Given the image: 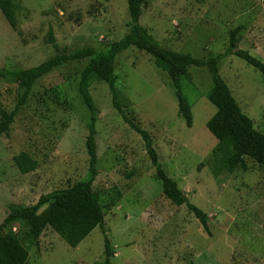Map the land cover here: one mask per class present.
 Instances as JSON below:
<instances>
[{
    "label": "rangeland",
    "instance_id": "rangeland-1",
    "mask_svg": "<svg viewBox=\"0 0 264 264\" xmlns=\"http://www.w3.org/2000/svg\"><path fill=\"white\" fill-rule=\"evenodd\" d=\"M16 29L0 12V69L11 73L38 66L58 48L101 50L128 31L127 0H12ZM139 24L164 48L195 58L215 57L242 26L237 48L264 64L262 0H146ZM85 62L67 63L38 80L8 132L0 136V224L11 205L38 199L86 179L85 139L89 112L77 87ZM220 78L240 110L264 134V80L241 59L218 63ZM115 88L124 114L150 135L164 173L207 216V231L184 206L162 195L160 181L140 136L113 108L106 84L90 80L95 108L97 175L92 191L115 206L104 230L114 248L111 264H264V165L246 159L247 171L228 174L212 156L216 140L206 129L215 108L206 94L205 69L191 67L181 90L192 126L179 115L174 91L153 58L131 47L115 60ZM23 88L0 77V110L12 111ZM26 153L36 168L21 174L13 157ZM44 209V208H42ZM28 250L26 264H102L103 236L95 228L70 248L46 228L36 248L28 227L4 230Z\"/></svg>",
    "mask_w": 264,
    "mask_h": 264
},
{
    "label": "trees",
    "instance_id": "trees-1",
    "mask_svg": "<svg viewBox=\"0 0 264 264\" xmlns=\"http://www.w3.org/2000/svg\"><path fill=\"white\" fill-rule=\"evenodd\" d=\"M145 2L146 0H127V33L120 40L108 44L101 50L89 47L73 51L58 48L54 44L52 35L49 34L48 42L52 44L55 52L50 59L36 67L21 71L8 73L0 69V77L12 76L23 88L12 111L6 113L0 110V136L8 132L20 109L26 105L35 83L67 63L85 62L80 72L77 91L82 104L89 112L88 134L85 139L88 156L86 179L69 188L55 190L41 196L33 206L11 205L0 224V264H26L28 261V250L19 244L15 236L4 233L5 229L17 222H22L28 227L29 241L36 248L46 228L53 230L70 248H76L95 228H99L103 236L104 260L102 264H111L115 252L104 230V217L105 212L114 207L116 201L111 199L103 202L92 191L97 175L96 116L89 94V83L92 79L106 84L113 108L123 122L140 136L154 168V176L161 183L164 198L175 206H184L199 222L203 230L207 231V216L192 205L178 189L176 183L164 173L150 135L129 119L119 105L118 92L115 88L117 80L115 60L120 53L131 47L151 56L155 67L166 74L174 91L179 115L187 128L192 126L191 106L182 93L181 81L187 76L189 68L205 69L212 83L206 97L215 108L214 115L205 124L207 131L216 140L212 156L219 157L223 169L228 174L237 169L247 171L246 159L264 165V134L255 130L252 121L242 113L218 73L219 61L233 55L257 70L264 80V64L250 56L248 52L237 48L238 36L243 27L239 26L230 31L228 47L223 53L215 57L195 58L190 54L177 53L164 48L139 24ZM262 6L264 8V0H262ZM13 9L12 0H0V12L8 25L15 30L16 19ZM13 162L21 174H27L36 168V163L26 153L13 157Z\"/></svg>",
    "mask_w": 264,
    "mask_h": 264
}]
</instances>
